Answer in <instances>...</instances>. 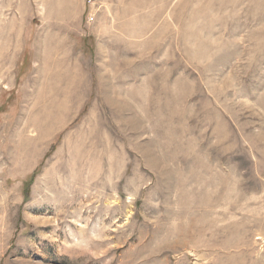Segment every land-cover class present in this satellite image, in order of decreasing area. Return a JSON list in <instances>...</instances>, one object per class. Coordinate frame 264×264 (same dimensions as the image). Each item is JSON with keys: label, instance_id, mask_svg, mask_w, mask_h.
Returning a JSON list of instances; mask_svg holds the SVG:
<instances>
[{"label": "rangeland", "instance_id": "obj_1", "mask_svg": "<svg viewBox=\"0 0 264 264\" xmlns=\"http://www.w3.org/2000/svg\"><path fill=\"white\" fill-rule=\"evenodd\" d=\"M0 264H264V0H0Z\"/></svg>", "mask_w": 264, "mask_h": 264}, {"label": "trees", "instance_id": "obj_2", "mask_svg": "<svg viewBox=\"0 0 264 264\" xmlns=\"http://www.w3.org/2000/svg\"><path fill=\"white\" fill-rule=\"evenodd\" d=\"M39 173V169L35 171L25 182L23 185V191H24V201L27 202L31 199V186L35 180L36 175Z\"/></svg>", "mask_w": 264, "mask_h": 264}]
</instances>
